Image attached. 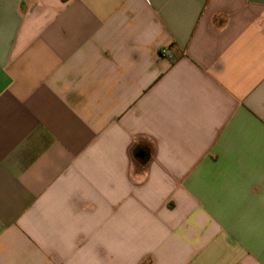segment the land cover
<instances>
[{
    "label": "crops",
    "instance_id": "0c3cea01",
    "mask_svg": "<svg viewBox=\"0 0 264 264\" xmlns=\"http://www.w3.org/2000/svg\"><path fill=\"white\" fill-rule=\"evenodd\" d=\"M0 264H264V0H0Z\"/></svg>",
    "mask_w": 264,
    "mask_h": 264
},
{
    "label": "built area",
    "instance_id": "2783aa9c",
    "mask_svg": "<svg viewBox=\"0 0 264 264\" xmlns=\"http://www.w3.org/2000/svg\"><path fill=\"white\" fill-rule=\"evenodd\" d=\"M161 55L164 57H171L170 51L168 49H162Z\"/></svg>",
    "mask_w": 264,
    "mask_h": 264
}]
</instances>
